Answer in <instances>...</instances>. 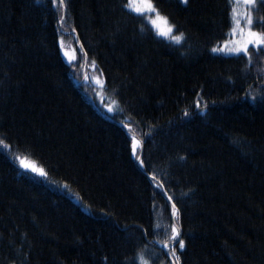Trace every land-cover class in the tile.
I'll list each match as a JSON object with an SVG mask.
<instances>
[{
  "label": "trees",
  "instance_id": "trees-1",
  "mask_svg": "<svg viewBox=\"0 0 264 264\" xmlns=\"http://www.w3.org/2000/svg\"><path fill=\"white\" fill-rule=\"evenodd\" d=\"M128 1L65 0L60 25L51 0H0V264H170L160 248L177 222L167 196L181 213L179 264H264V49L251 45V62L220 49L234 37L233 8L252 10L151 0L171 35L184 34L176 42ZM86 58L111 112L88 74L74 81Z\"/></svg>",
  "mask_w": 264,
  "mask_h": 264
},
{
  "label": "snow or ice",
  "instance_id": "snow-or-ice-1",
  "mask_svg": "<svg viewBox=\"0 0 264 264\" xmlns=\"http://www.w3.org/2000/svg\"><path fill=\"white\" fill-rule=\"evenodd\" d=\"M180 2L186 5L188 3V0H180ZM236 2H240V0H236ZM260 2L264 3V0H260ZM51 3L54 5H57L59 8H66L65 0H51ZM243 3L246 8H249L252 11H258L257 0H243ZM125 6L133 8L134 11L139 14H144L146 12L155 13L157 15V19L151 20V23L157 29L158 34L169 36L170 39L176 42H180L184 38L183 33L177 36L171 35L173 28L170 25L167 27L161 28L160 24L157 21L161 20L163 21L165 25H167L168 24L167 17H160L155 5L152 4L150 0H144V2L142 3H129ZM252 11L245 12V14L243 15V20L247 26V30L245 31L244 29H241L239 27L240 19L238 18V15L236 14L235 9L233 8V14H232V22L234 25L233 31H240L244 39L239 43V46L229 49V51L235 52V53L243 52L245 56L248 57L249 62H251V59H252L251 55L248 52L249 45H253L258 50L264 49V31L253 30L254 19L258 20L261 23H264V16L254 18ZM63 20H64V17L61 16L60 21L62 22ZM60 43H61V48H63L62 39ZM82 47L83 45H81V48ZM219 50L220 49H213V51H219ZM65 55H68V54L65 53ZM70 59H74V57H70ZM94 64L95 62H93V65ZM97 82L99 83V81ZM196 106L200 107L199 101H197ZM204 107L206 108L207 105H205ZM108 108H109V111H112L111 106H108ZM184 115H188V113L185 112ZM0 143H3V141H0ZM140 145H141V141L137 140L135 137H132L131 152L134 156H136V159L139 162V164L141 166H144V160L140 156L136 155L137 152L140 150ZM20 164L23 168L28 169L41 177L48 176V172L45 171L42 167H38L33 163H29L25 159H20ZM152 178L154 180L156 179V176L154 173L152 174ZM158 186H161V185H158ZM65 187H67L66 184H65ZM181 195H186V193H182ZM168 199L169 201H172L171 196H169ZM171 215L173 218H175L177 222H174L170 225L171 236L169 240L166 242L165 246L169 249V254L172 258V260L170 261V264H172V262H174V264H179V257L176 255V245L178 244V247L180 249H184L185 241L182 238H180L182 233H181V226L178 223V221L180 219L181 213H180V209L177 207L175 202L171 203ZM107 260H108V257L104 256L103 261L106 262ZM141 260H142V264H148V261L143 260L142 257H141Z\"/></svg>",
  "mask_w": 264,
  "mask_h": 264
},
{
  "label": "rangeland",
  "instance_id": "rangeland-1",
  "mask_svg": "<svg viewBox=\"0 0 264 264\" xmlns=\"http://www.w3.org/2000/svg\"><path fill=\"white\" fill-rule=\"evenodd\" d=\"M142 2H144V0H129L128 1V4L129 3H142ZM150 2H151V0H150ZM152 3V2H151ZM130 8V7H129ZM130 9H132V10H134L133 8H130ZM240 13V15L241 16H239L238 14H237V12H236V14L238 15V18L240 19V28L241 29H244L245 31L247 30V26H246V24H245V22H244V20H243V15L245 14V11H240L239 12ZM146 14H148L149 15V19H150V22H151V20H156L157 19V15H151V14H155V13H151V12H146ZM159 16L160 17H165V16H163L162 14H160L159 13ZM159 24H160V26H161V28H164V27H167V26H172L171 24H170V22L168 21V19H167V22H168V24L167 25H165L164 23H163V21H161V20H158L157 21ZM154 27V26H153ZM234 27V26H233ZM233 27H232V32H233V34H234V37H233V40L232 41H230V42H227V43H225L223 46H221L220 47V49L222 50L221 52H223V53H225V54H238V53H235V52H231V51H229V49H231V48H234V47H237V46H239V43L244 39V37L242 36V34H241V32L240 31H233ZM155 28V27H154ZM173 28V27H172ZM156 29V28H155ZM156 31H157V29H156ZM257 31V30H256ZM160 35V34H159ZM161 36H163L164 37V35H161ZM61 39L63 40V48H61L62 49V52H63V55H64V57H65V59L67 60V62H69L70 64H72L73 66H75L76 67V63H78V61L80 60V54H79V49H78V47L76 46V43H75V41H74V38L72 37V36H69V35H67L66 33L65 34H61L60 35V37H59V41L61 42ZM60 46H61V43H60ZM251 45H249L248 46V48L250 47ZM65 53H67L68 55H65ZM241 53H243V52H241ZM70 57H74V59H70ZM87 65H88V62H87ZM79 67H81V66H79ZM86 68H87V66H86ZM91 71H89L87 74L89 75V78H91L92 79V82L95 84V86H96V90H95V95H96V97H97V99H98V103L100 104V105H102V107L106 110V111H108V112H111V111H109V108H108V106H112L113 104H112V101L110 100V99H108V98H106V96H107V92H106V90L103 88L104 86H103V78H102V75L98 72V71H96L95 70V64L93 65V63L91 64ZM79 72L81 71L80 69L78 70ZM87 71V70H86ZM82 74H84V71H81L80 73H78V75H82ZM87 77V76H86ZM86 79H88V78H85V80ZM84 80V81H85ZM97 81H99V83L97 82ZM104 105V106H103ZM137 140H139L137 137H135ZM138 153V152H137ZM141 157V156H140ZM20 159H25L27 162H29V163H33V164H35L36 166H38V167H42L43 169H44V167L40 164V163H38L36 160H34L33 158H31V157H29V156H25V155H21V154H19V155H16V160H17V162H18V164L21 166V164H20ZM22 167V166H21ZM25 169V168H24ZM28 170V169H27ZM45 170V169H44ZM30 171V170H29ZM32 172V171H31ZM33 173V172H32ZM34 174H36V173H34ZM37 175V174H36ZM42 178H47V177H42ZM63 186H65V185H63ZM175 219V218H174ZM157 224H159V226H160V219L157 217ZM170 234H171V231H170ZM169 234V235H170ZM167 251L169 252V249L167 248ZM178 252H177V250H176V254H177ZM160 257V255H158L157 254V259ZM161 264H163V263H161Z\"/></svg>",
  "mask_w": 264,
  "mask_h": 264
},
{
  "label": "water",
  "instance_id": "water-1",
  "mask_svg": "<svg viewBox=\"0 0 264 264\" xmlns=\"http://www.w3.org/2000/svg\"><path fill=\"white\" fill-rule=\"evenodd\" d=\"M62 16L64 17L65 16V8H63V12H62ZM61 21H60V25H61ZM76 33V32H75ZM86 66H87V58H86V60H85V64H84V74H83V78L82 79H78V78H74V81H75V83H76V85H80L84 80H85V78H86V76H87V71H86ZM95 107L99 110V112L100 113H102L103 115H104V113L99 109V107H97L96 105H95ZM108 117V119H110V120H113L114 121V119L110 116V115H107ZM120 124V123H119ZM142 154V153H141ZM164 247L166 248V246L164 245Z\"/></svg>",
  "mask_w": 264,
  "mask_h": 264
},
{
  "label": "clouds",
  "instance_id": "clouds-1",
  "mask_svg": "<svg viewBox=\"0 0 264 264\" xmlns=\"http://www.w3.org/2000/svg\"><path fill=\"white\" fill-rule=\"evenodd\" d=\"M168 197H169V196H167V198H168ZM170 202H173V201H170ZM180 238H181V237H180ZM166 242H167V241H166ZM166 242H163L162 244H160V248H161L164 252H166V254L168 255L169 258H171L169 252L167 251V247H166V248L164 247V245H166ZM157 246H158V242H157Z\"/></svg>",
  "mask_w": 264,
  "mask_h": 264
}]
</instances>
